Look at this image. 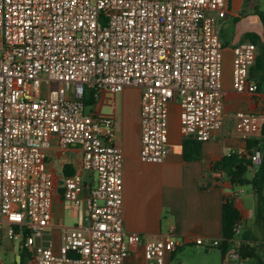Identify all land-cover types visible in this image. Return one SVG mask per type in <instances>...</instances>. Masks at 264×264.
<instances>
[{"label":"built area","instance_id":"built-area-1","mask_svg":"<svg viewBox=\"0 0 264 264\" xmlns=\"http://www.w3.org/2000/svg\"><path fill=\"white\" fill-rule=\"evenodd\" d=\"M227 0H0V238L33 253L35 264H124L130 244L144 246L146 264L181 245L173 235L149 242L123 228V153L111 115L85 112L86 92L140 90L143 163L169 152L168 109L178 101L180 133L206 142L224 123L222 47L217 21ZM257 48H233L232 84L254 93L249 70ZM248 132L252 115L234 114ZM52 140L78 147V172L62 180L64 203L87 210L86 226L65 227L55 254L39 242L50 227L53 175L45 167ZM263 151L250 156L261 164ZM95 175L88 186L82 173ZM234 235L240 230L234 228ZM220 238L196 247L220 248ZM242 264L237 248L224 254Z\"/></svg>","mask_w":264,"mask_h":264},{"label":"crops","instance_id":"crops-1","mask_svg":"<svg viewBox=\"0 0 264 264\" xmlns=\"http://www.w3.org/2000/svg\"><path fill=\"white\" fill-rule=\"evenodd\" d=\"M260 14L264 16V0H227L225 16L218 20L225 118L222 128L206 142L184 137L178 127L173 134L168 135L169 152L165 160L157 164L143 163L139 158L140 90L132 87L121 93H101L89 102L90 95L85 98V103L91 106L89 112L114 118L116 143L123 153L122 216L126 233L140 235L149 242L160 241L167 235H173L181 241L174 251L163 253L164 264H230L222 256L221 248L205 249L196 247L194 243L196 238L221 237V208L225 197L234 199L240 215V232L234 236L229 247L238 249L240 244L251 247L256 258H245L241 263L264 264V221L258 205L257 209L247 206L240 196L242 191L237 189L239 186H233L223 171L212 170L214 164L223 157L234 155L238 159H248L261 147L264 82L259 83L254 93H237L232 87L233 48L244 43L254 44L249 33L262 39ZM253 17H257L259 24H251L249 18ZM253 66L249 70L252 82L257 78L253 75ZM131 90L136 94L134 97L126 94ZM118 94L120 97H117ZM172 104L178 105V101L172 102L169 107ZM239 111L252 115L248 132L236 130L234 114ZM184 143L187 154L197 155V158H184ZM51 144L46 153L45 167L53 175L55 188L52 220L39 242L49 244L54 253H59L61 235L60 246L55 250L51 239L52 230L82 228L88 223V215L84 206L68 207L64 203L61 188L65 176L79 171L81 150L78 147L58 150L54 140ZM253 171L252 168L248 169L247 179L252 177ZM91 175L93 177L83 180L86 185L93 187L96 177L93 173ZM68 210L75 212L74 222L71 226H64L62 220ZM128 248L124 264H146L143 244H130ZM0 264H35V261L30 250L17 241L8 240L3 234L0 238Z\"/></svg>","mask_w":264,"mask_h":264},{"label":"trees","instance_id":"trees-1","mask_svg":"<svg viewBox=\"0 0 264 264\" xmlns=\"http://www.w3.org/2000/svg\"><path fill=\"white\" fill-rule=\"evenodd\" d=\"M260 20L263 26L262 39L254 33H249L251 41L255 44L257 48V57L253 66V75L256 76L254 83L259 86L260 82H264V16L260 14ZM92 97L88 100L91 101ZM260 133L262 136L261 149L263 151L262 162L258 168H254L253 164L248 159H238L234 155L229 157H223L218 162H216L212 170L223 171L224 174L229 178L233 186H242L244 184H250L256 201L258 203L259 214L262 216L264 221V121L260 128ZM255 143V141H254ZM256 144V143H255ZM253 154V153H252ZM251 154V155H252ZM250 155V156H251ZM197 156V155H196ZM196 156L188 155L186 152V146L184 143V158L193 159ZM197 158V157H196ZM252 168L253 174L250 179L246 178L248 169ZM68 174V172H67ZM222 226H221V237L223 239L221 245L222 256L224 257L225 251L229 246L232 245L234 239V228L239 225L240 215L238 210L234 205V199L232 197H225L222 204ZM238 251L240 253L241 261L245 258H256L254 250L251 247L245 246L243 244L239 245Z\"/></svg>","mask_w":264,"mask_h":264},{"label":"rangeland","instance_id":"rangeland-1","mask_svg":"<svg viewBox=\"0 0 264 264\" xmlns=\"http://www.w3.org/2000/svg\"><path fill=\"white\" fill-rule=\"evenodd\" d=\"M249 19H250V22L252 25L259 24L257 17H253V18H249ZM219 29H220V26H219L218 21H217L218 34H219ZM126 94L128 97H134L136 95L135 92H133L132 90L128 91ZM87 97H89L88 92H86V95H85V98H87ZM117 97H120V94H118ZM90 108H91V106L88 104V102H86L85 103V112L88 113ZM178 127H180L179 107L176 104L175 105L172 104L168 109V135H169V133L173 134L175 132L176 128H178ZM89 177H93V175H91V173H89V172L83 173V178L88 179ZM248 178H249V176H248ZM237 189L242 191L240 196L244 200V203L247 204V206H249V207L253 206V208L256 207V209H257L258 204L256 203V200L254 198L252 186L250 184H244L242 186H239ZM263 195H264V192H263ZM66 205L68 207H73L69 203H66ZM74 217H75V212L72 210L71 211L68 210L65 213V216L63 217L62 224L64 226H71L74 222ZM61 231H62L61 229L55 228L52 230V233H51L52 244L54 245L55 250H57L58 247L60 246ZM214 251L216 253H218L217 250H214ZM55 254H58V253H55Z\"/></svg>","mask_w":264,"mask_h":264},{"label":"water","instance_id":"water-1","mask_svg":"<svg viewBox=\"0 0 264 264\" xmlns=\"http://www.w3.org/2000/svg\"><path fill=\"white\" fill-rule=\"evenodd\" d=\"M256 168H258V166H255Z\"/></svg>","mask_w":264,"mask_h":264}]
</instances>
